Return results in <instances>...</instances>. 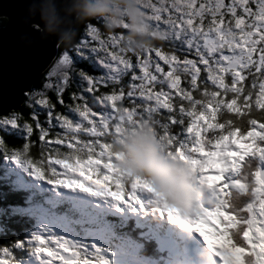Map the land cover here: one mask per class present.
I'll return each instance as SVG.
<instances>
[{"label": "snow or ice", "instance_id": "snow-or-ice-1", "mask_svg": "<svg viewBox=\"0 0 264 264\" xmlns=\"http://www.w3.org/2000/svg\"><path fill=\"white\" fill-rule=\"evenodd\" d=\"M70 5L71 0L57 3L61 11ZM141 6L153 25L165 30L169 38L163 46L131 57L121 47L122 30L109 31L102 19L76 25L74 17L65 16L66 25L77 26L78 37L70 47L51 41L43 49L45 59H62L67 63L69 53L90 60L94 56L110 72L106 77L91 80L87 95L70 90L69 69H64L62 76L46 77L44 90L33 98V103L38 100L41 108L47 104L51 120L57 121L58 127L71 129L72 134H56L46 123H39L38 118L28 128V148L31 134L37 133L43 159H47L43 155L45 150L62 155L64 159L56 163L65 165V169L71 167L72 172L79 170L83 157L88 158L87 165L98 164L92 158L101 157L106 161L104 167L117 173L116 190L96 186L87 179H72V173L57 172L43 161L37 164L28 149L23 160L17 162L34 168L36 175L47 176L51 172L55 184H90L118 201L143 204L138 192H151L157 202L154 211L179 218L182 226L192 229L204 216L219 217L230 229L239 225L228 238L232 248L239 249L241 264H253L255 246L250 233L260 223L261 227L255 229L259 232L256 239L260 255L254 264H264V0H141ZM180 42L188 50L187 55L177 50ZM49 93L54 94V101ZM45 96L49 98L45 100ZM55 105L76 111L86 117L85 123L74 125ZM142 118L152 121L168 155L185 161L198 182L202 179L203 188L214 193L213 198L195 206L190 215L162 204L147 179L124 177L113 163V138L120 134L122 125ZM208 119L217 122L208 123ZM237 135L248 141L250 147L238 149L240 155L233 158L226 149L236 147L232 138ZM50 136L54 137L51 142L46 139ZM62 147L69 150L62 152ZM206 148L209 151L205 152ZM217 156L225 165L219 170L224 183L233 188L228 198H222L204 174L211 158ZM72 160L75 163L69 165ZM104 180L107 183L109 177L104 176ZM126 185H130L127 191ZM241 196L249 199L238 207L235 201ZM36 210L48 209L37 205ZM45 238L34 234L32 239L39 245L34 251H46ZM212 251L219 250L213 247ZM0 254H7L11 264H17L9 249L0 248ZM84 264L109 262L94 255L92 261ZM215 264H220L219 260Z\"/></svg>", "mask_w": 264, "mask_h": 264}, {"label": "trees", "instance_id": "trees-1", "mask_svg": "<svg viewBox=\"0 0 264 264\" xmlns=\"http://www.w3.org/2000/svg\"><path fill=\"white\" fill-rule=\"evenodd\" d=\"M6 23H7V18L0 17V28L5 26ZM70 59H72V61L71 62L68 61L65 67V69H69L68 76L70 79V90L81 91L84 92L85 95H87L86 90L89 87L91 80L98 79L101 77H106L105 74L107 72L104 73L105 71L104 66L99 65L98 61L95 60L94 56L90 60L89 58H77L75 53H72ZM60 60L61 59H57L55 62H53L49 66V68L46 71H44L43 74L39 77L37 82L34 84V88L37 89V91H39L40 93L43 92L44 82L46 77L62 76L64 69L59 67V64L61 62ZM49 95L54 101L55 100L54 94L49 93ZM31 98L33 97H31V95L28 93V96L20 110H14L6 115L0 116V121H1L0 125H4V127L0 128V135H1L0 167L3 166L4 163L8 162L6 164V168L8 169L10 167L9 169L12 170L10 173H8V175H10V178L13 179L12 181L5 180L4 175L6 173L3 169L0 170V213L3 215V217L0 218V225H3V230L0 231V248L9 249L12 252L17 264H21V263L37 264L38 261H41L42 264H49V260L45 262L44 260L40 259V257H43V255H46L47 258L49 257L54 258L60 263L62 262L61 256L66 253L67 249H70L67 248V241H69L68 228L65 226L63 222H61V216L63 214V211L66 210V209L61 210L63 207L62 199L60 198L59 202L57 203L54 201H50L47 197L42 198L41 195L37 193V190L36 188H34V186L30 185V188L26 189L24 185L22 186L19 185L18 178L15 177V175L19 174L20 178L27 175L31 177L35 176L51 184L54 183L51 178L52 177L51 172H49L47 176L36 175L34 168H29L28 165L25 163L17 162V160H23V156L27 154V149L29 155L34 161L37 162V164H40L41 161H43V164H51L54 167V163H56L57 160L64 159L62 155H53L47 150H45V153L43 154L44 156L47 157V159H43V157L40 154L41 142L38 139L37 133L31 134L33 138L29 142V148H28V144H27V139L29 136L28 128L32 126V121L38 118L39 123H46L49 127H51L52 131L56 134H61V133L72 134V130L71 129L63 130L64 127L56 126L57 121L51 120V113L48 111V105L45 104V106L41 108L38 106L39 104L37 102L36 104H31ZM48 98L49 96L44 97L45 100H47ZM64 98L65 101L67 102L69 99V94L67 92L65 93ZM55 106L59 111L64 112L72 121H74L73 123L74 125L78 122L79 119H81L79 117V113H77L76 111L70 108H61L60 105H55ZM237 106L239 107V103ZM11 114L17 115L18 117L17 121H20L22 128L17 129L16 127L9 128L5 126V123L8 122H5L4 119H6L7 116ZM218 120H219V116L217 117V121ZM217 121L208 119L207 122L214 124ZM203 124L204 122H202V126ZM236 137L240 138L243 141L244 148L250 147L248 141H246L239 135H237ZM46 139H48L51 142L54 139V137L50 136V137H46ZM79 146L80 145H76V147ZM53 147H55V145H53ZM22 149L24 150L23 152ZM68 150L69 149H67L66 147L61 148L62 152H66ZM206 150L207 148L205 149V152ZM95 151L99 152V149H95ZM87 159L88 158L86 156L83 157L79 165V169L81 165L82 166L87 165L86 164ZM92 159L94 162L99 161L97 165L94 164L91 165L90 171L92 175H94L98 180L104 181L105 183L104 176L107 175L103 173V170L105 169L104 164L106 163V161L102 163L101 158L99 156H94ZM74 163L75 160L68 161L69 165H72ZM59 165H63V164H59ZM59 171L60 170H57V172ZM115 181H116V177L110 178L109 176V180L107 183L111 185H115ZM13 183L17 185L18 187L17 189L16 187L12 186ZM108 188H111V186ZM52 194L54 196H57V194H61V191L58 190L56 191V193L53 192ZM71 198H67L66 202L70 203L69 200ZM244 199H248V197L245 196ZM150 200H146V202H149ZM152 200L154 199L152 198ZM142 201L145 203V196H143ZM152 202L154 203L153 204L145 203V204L150 206L152 209H154L157 206V202L155 200ZM71 203L73 205L71 213L74 216H77L78 213L82 214L81 211L83 210L84 212L90 211L92 213H96V215L99 216L98 218L100 222L103 223L102 225H106V228L110 231V233L115 232L116 234H118L116 236L118 238L117 242L120 241L125 244L127 243L126 244L127 247H129L130 245L132 246V248L133 247L135 248L137 253H135V257L134 258L132 257L127 264H141L140 261L141 262L145 261V264L164 263L163 259L158 261L152 255V253L155 250V245L154 244L151 245L150 242L147 240L149 237L148 227H147L148 216L146 214L147 212H145V206L142 208V210H140L141 208L139 209L135 208V210L134 209L131 210V209H127L126 207L127 213L121 214L120 212H117L113 209L100 208L97 205L93 206L94 209H96V212H94L95 210L93 211L92 206H90L89 204H87L82 200H79L78 198H75V196H73ZM235 203L239 207V199H237ZM37 205H42L44 208L48 210L47 211L36 210ZM18 207L20 209H18ZM90 208H92V210ZM24 210H28V211H24ZM41 215H47V216L54 215L52 217L54 218L56 217L60 219L59 220L60 222H58V219L53 220L55 224L53 227L49 228L46 225L40 223V220H38V216ZM123 216L124 218L121 219V217ZM48 220L49 219H46V221ZM105 220L107 222H105ZM81 221H84V218H82ZM81 221L80 223H82ZM34 234L39 235L41 239H43L45 236L50 237L51 235L54 234L56 235L58 234L61 237L52 238V239L45 238L43 244L45 249L48 247L49 250L43 252V251L33 250L34 247L36 248L39 247V245L35 243L32 239ZM228 237L227 239H229ZM127 238L129 240H127ZM139 240L144 241V243L140 242ZM227 242L229 245L232 246V241L229 240ZM84 245L88 246L87 243H85ZM90 249H92L91 245L87 248V251L89 252ZM79 254L80 253L77 252V256ZM79 256H81L80 259L82 260L83 255H79ZM140 256L142 257L140 258ZM0 257L6 258L8 260L7 261L8 264H11V259L7 254H0ZM84 258H83L84 261H89L88 259L86 258L84 259ZM22 261H26V262H22ZM52 264H56V262H53Z\"/></svg>", "mask_w": 264, "mask_h": 264}, {"label": "clouds", "instance_id": "clouds-1", "mask_svg": "<svg viewBox=\"0 0 264 264\" xmlns=\"http://www.w3.org/2000/svg\"><path fill=\"white\" fill-rule=\"evenodd\" d=\"M71 10L76 25L102 19L109 31L122 30L121 47L130 57L163 46L169 38L165 30L153 25L141 0H80ZM42 19L46 17L42 15ZM76 25L58 24L50 34L70 47L78 37ZM111 151L119 174L147 179L160 202L180 214L190 215L206 199L190 166L168 155L150 119L122 125L120 134L111 142Z\"/></svg>", "mask_w": 264, "mask_h": 264}, {"label": "water", "instance_id": "water-1", "mask_svg": "<svg viewBox=\"0 0 264 264\" xmlns=\"http://www.w3.org/2000/svg\"><path fill=\"white\" fill-rule=\"evenodd\" d=\"M59 2L0 0V17L7 18L6 25L0 28V116L20 110L27 92L33 90L39 77L53 63L43 53L51 41L59 42L50 29L58 24L68 26L65 16L75 18L72 5H78L80 0H71L70 7L63 11L57 7Z\"/></svg>", "mask_w": 264, "mask_h": 264}, {"label": "rangeland", "instance_id": "rangeland-1", "mask_svg": "<svg viewBox=\"0 0 264 264\" xmlns=\"http://www.w3.org/2000/svg\"><path fill=\"white\" fill-rule=\"evenodd\" d=\"M116 31H120V29H118ZM177 50L178 51H182L185 55L188 54V50L185 49L183 42H180V43L177 44ZM71 55H72V53H69L68 56H67V61H69V62L72 61V59H70ZM60 61L61 62L59 64V67L62 68V69H65L67 63H65L64 60H62V59ZM98 64L101 65V66H104V65L100 64L99 61H98ZM221 67H223V65H221ZM60 68H58V69H60ZM104 70H105L104 73L107 72L105 74L107 76L108 73L110 72V70L107 69L105 66H104ZM233 79H235V77H233ZM226 82H227V79H226ZM31 91H32L31 93L29 91L27 92V96H28V93H29L31 95V97L34 98L35 96H37V94L40 93L35 88H33V90H31ZM33 98H31V104H34L33 103ZM36 102L39 104L38 100ZM79 117L81 119H79L76 124H84L85 121H86V117H82V116H80V114H79ZM17 119H18V117L15 114H11V115L7 116V118L4 119L5 122H8V123H5V126H7L9 128L16 127L17 129L18 128H22L21 124H20V121H17ZM72 122L74 123V121H72ZM60 123L62 124V121ZM2 127H4V125H0V128H2ZM65 129H67V128H64L63 130H65ZM0 138H1V135H0ZM232 140H233V143H234V145L236 147H232V148L226 149V151L228 152V154L231 157L235 158V157H237L239 155V151H238V145L239 144L238 143L243 144V141L240 138H237L236 136L233 137ZM211 150L212 151H219L218 149H211ZM207 151H209V149H207L206 152ZM219 160H220L219 156L211 158V163L208 165L207 168L204 169V174H206L210 178V180L211 179L214 180V183L216 184L217 189L218 190L220 189L221 193L224 190V192H223L224 198H228V197H230L232 195L233 188L232 187H224L225 183H224V180H223V175L219 171L220 169L217 168V167L222 166V168H225V165L223 163L221 164ZM218 163H220V164H218ZM63 166L65 167V165H63ZM210 166H214V167L211 168ZM54 167L57 170H60L58 163H54ZM80 168L84 169V167H82V165L80 166ZM110 171L112 173H116L114 169H112ZM212 173H218L219 175L215 174V175H213L211 177L210 174H212ZM79 174H80L79 170L75 171V173H72L71 178L72 179H76V180L87 179V178H83ZM63 177L65 178L66 176H61L60 178L62 179ZM115 177L117 179V176H115ZM66 178H69V177H66ZM210 180H209V182H210ZM100 181H102V180H100ZM92 183L94 185H96V186H99L95 182H92ZM242 183H246V182L242 181ZM52 184H54V183H52ZM61 185L64 186L65 184H61ZM109 185H111V184H109ZM199 185H200L201 189L205 193H207V194L209 193V195L207 196V199L213 198L214 193H212L211 189H204L203 188L202 179L199 182ZM74 186H80V185L77 184V185H74ZM90 186H91V188L94 191L98 192L95 189V186H93V185H90ZM129 188H130V185H126L125 186V191H127ZM111 189L112 190H116L115 189V185H111ZM138 195L140 196L141 200H142L143 196H145V203L146 204L148 203V202H146V200H150L151 199L150 201H154V200L156 201L154 195L151 192L139 191ZM152 198L154 200H152ZM103 199H106L109 202H111L112 205H113V208H115L117 210V212L118 211L119 212L122 211L125 206L127 208H128V206L130 208H134V207H136V208H141L142 207L143 208L145 206V212H148V215L149 214H154L153 213L154 210L150 206L146 205L145 203L139 204V203H136L135 201H132V202L118 201L114 197L110 198L109 196H105ZM238 199H239V206H241L244 203H246L249 198L248 199H244L241 196ZM153 203L154 202H152V204ZM142 208H141V210H142ZM18 209H20V208L18 207ZM256 210L259 211V206L258 205L256 206ZM122 213H124V212H122ZM156 216L157 217L161 216L159 219L169 222V224H171L174 228H182L183 227V228L189 229V231L190 230L193 231L194 233L197 232L196 224H195L194 228L192 229V228H189L187 226H182L180 224V222H179V218L170 217V216L167 215V213H165L163 215L158 213V214L154 215V217H156ZM2 217H3V215L0 213V218H2ZM204 217H207V216H204ZM216 218L219 219L218 217H215V219ZM38 219H40V223H42V224H44V225H46L47 227L50 228V227H53L54 224H55V222L53 220H57L58 218H56V217L54 218L52 216H47V215H41V216H38ZM46 219H49V220L46 221ZM256 219L259 220V217H257ZM59 220L60 219H58V222H60ZM61 222H63L65 225L68 224L67 219H64V218H61ZM226 225H227V231L230 232L231 230H233V229L229 228L227 223H226ZM260 227H261L260 223H256L254 225V231L252 233H250V236L252 237V240H254L256 242V244L259 242L256 239V237L259 235V232L255 231V229H259ZM67 228H68V234H69V241H67V248L70 247V249H67L66 253L61 256L62 261H64V262L68 261V262H70L69 264H84V262H85L83 260L84 256L89 261H92L94 255L97 256L98 258H100L101 261L106 259L109 262V264H127L130 261L131 255H132L130 250H133V248H129V247L125 246L124 248L121 247L120 249H118L120 244L114 242V236L110 233L109 230H107V232H105V233L99 232V233H93L92 234V233H88L86 231H82L83 232L82 233V232H80V230H76V228L72 224L67 225ZM219 228H220V226L217 227V228L214 227L213 230L211 231L213 237H215V245L216 246H213V247L219 250L217 252H213L212 249H211L210 251L212 253V256L213 257L215 256L216 259L219 260V261L220 260L226 261L229 264H241V256H240L239 249L238 248L234 249L232 247H231L232 248L231 249L230 247H228V245L226 246V243L220 237H218L216 235L215 231L217 229L219 231ZM2 230H3V225H0V231H2ZM178 230L179 229H177V232H178ZM227 231L225 230V228H224V230H221V232H220L221 237H224V235L227 234ZM37 234H39V233H37ZM75 234H76V236H75ZM193 235H195V234H193ZM47 238H50V237L47 236ZM217 239L219 240L220 244L218 243ZM224 240H225V237H224ZM252 240H251V244H252ZM227 241H229V239ZM85 243H87L88 246L84 245ZM72 245L75 246V247H73ZM90 245H91L92 249L88 252L87 248ZM81 248H84V250L82 251ZM125 248H126L127 252L125 251ZM116 250H117V253H116ZM253 251L255 252V255L253 256V264H254L255 260L257 258H259V255L256 253L255 249H253ZM77 252L80 253L79 255H83L82 260L80 259L81 256H79V255L77 256ZM230 252H231V254H230ZM7 261L8 260L6 258L0 257V262H2V264H5ZM64 262H62L61 264H67V262L66 263H64Z\"/></svg>", "mask_w": 264, "mask_h": 264}, {"label": "bare ground", "instance_id": "bare-ground-1", "mask_svg": "<svg viewBox=\"0 0 264 264\" xmlns=\"http://www.w3.org/2000/svg\"><path fill=\"white\" fill-rule=\"evenodd\" d=\"M224 187H229L228 185H226L225 184V186ZM219 191H220V189H219ZM212 194V193H211ZM209 195V193L207 194L206 193V196H208ZM243 198L245 197V196H242ZM50 216H54V215H50ZM148 222V221H147ZM149 223V222H148ZM220 226V228H219V231H218V229L215 231V233H216V235L218 236V237H220L227 245H228V247H232L231 245H229L228 244V242H227V237H228V235L230 234V232H232V231H234V230H238V228H239V225H237V229H233V230H231L230 232L229 231H227V225H226V222H223V221H221L220 219H219V225H218V227ZM224 228H225V230L227 231V234L226 235H224V237H225V240H224V237H221V235H220V232H221V230H224ZM175 234H177L178 232H180V230H178V232H177V229H175ZM158 244H160L161 245V242L160 241H158ZM232 249V248H231ZM230 254H231V252H230Z\"/></svg>", "mask_w": 264, "mask_h": 264}]
</instances>
